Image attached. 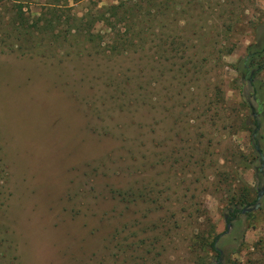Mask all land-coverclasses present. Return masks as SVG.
<instances>
[{
  "label": "rangeland",
  "instance_id": "obj_1",
  "mask_svg": "<svg viewBox=\"0 0 264 264\" xmlns=\"http://www.w3.org/2000/svg\"><path fill=\"white\" fill-rule=\"evenodd\" d=\"M140 2L0 0V264L14 240L20 264H264V0L179 1L148 15L149 60L99 70Z\"/></svg>",
  "mask_w": 264,
  "mask_h": 264
},
{
  "label": "trees",
  "instance_id": "obj_2",
  "mask_svg": "<svg viewBox=\"0 0 264 264\" xmlns=\"http://www.w3.org/2000/svg\"><path fill=\"white\" fill-rule=\"evenodd\" d=\"M140 1H141L140 3H136L132 7H126V9L124 10L120 9L122 11V14L124 15L123 18H125L124 21L126 22L125 23L126 28L124 29V31H122V29L119 27L115 28V31L113 32L114 36L111 41V47L109 48V50L111 51L109 55L99 56V54L104 52L105 48L102 45L101 41H95L93 43V47L95 51L94 53L91 52L92 54L90 56L93 57L91 60L95 61L96 66L99 68V70L101 69L103 71H108L110 68L109 65L112 63V60L114 59L113 57L114 56L118 58L121 56L125 57V55L122 54L123 52H127V53L131 52L134 54L133 57H135V55L138 53H144V55L140 56L139 58L141 60H144L145 62L146 60H149L150 56L148 53H146V52H149L148 47H147V43L149 42L148 36L149 34H154L155 31L153 29V24L150 23L149 22L150 20L147 19L148 15L150 14L156 15V14H161V13L164 14L166 13L168 9H172L171 6H175V4L178 3L179 1H181V4L184 6V9L186 10V12L190 13L193 10V5L195 3V0H140ZM118 7L119 6H113L112 9L116 10ZM136 10L137 12H140V11L141 12L135 15ZM119 15L120 14L118 12L113 13V16L117 20L114 23L115 27H116V24L119 23L118 21L120 19ZM110 18H111V14L109 15V17H107V19L110 20ZM61 37L63 36L58 35V37L56 38L57 42L58 41L61 42L60 40ZM1 54L10 55L13 59H15V56H16V57H19L18 59H28V60L30 59V61L38 60V59L46 61V59L37 55L38 53H33L31 51H25L22 54L21 53L18 54L17 52L15 53L10 52L9 49H6V50H3ZM129 57L132 58V56H129ZM100 59H101V62H100ZM14 61L15 60H13L12 63ZM133 65H137V64H133ZM1 170L3 173V178L0 181L1 182L0 183V206L4 207V210L7 211V209L11 208V206L13 205V199L15 196H17L21 183H20L19 174L17 173L16 170L12 168L10 164H8L7 160L5 159H3L1 162ZM125 193L131 194V195L135 194L133 192L128 193L127 191ZM249 199L250 198H248L247 196H244L241 199H239V197H236L235 194H233V196L228 199V202H227L228 214L225 215L227 228L229 226H232V224L238 218L240 213H242L244 207H240L239 204L244 206L245 203L250 202ZM217 238L218 236H216L215 238L213 237L208 246L207 240L204 237H202L201 239L203 240L202 245L201 247H197L196 250H202V249L206 250L207 249V250L215 251L218 253V255H221V252L216 245ZM15 242L16 241L14 240L10 244L11 246L10 254L15 264H20L18 262L19 253L15 251L16 249Z\"/></svg>",
  "mask_w": 264,
  "mask_h": 264
}]
</instances>
